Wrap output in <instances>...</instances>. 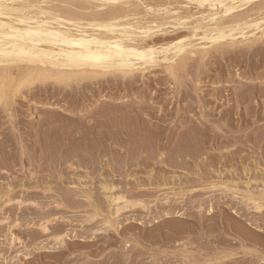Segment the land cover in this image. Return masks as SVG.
<instances>
[{
  "label": "bare ground",
  "instance_id": "bare-ground-1",
  "mask_svg": "<svg viewBox=\"0 0 264 264\" xmlns=\"http://www.w3.org/2000/svg\"><path fill=\"white\" fill-rule=\"evenodd\" d=\"M55 1L57 3H59L60 5L53 4ZM193 7H195V9H197V12H195V13L193 12V9H192ZM167 26H171L175 29H186L189 31V34L175 38V39H173L169 42H166V43L156 42V40H154V38L157 37V35L159 33H162ZM259 41L264 42V0H2V2H0V83H1V85H0V104L1 105L3 104L4 108H6L5 110L8 112L9 109H7V108L10 105H11V107L14 106V104L17 102V100L19 98H21L22 100L27 98V96L25 97V95L21 96V93H22L21 90L24 87H26L27 85H33V83L37 82V81L42 83L43 86L45 83H47L46 86L49 85L48 83H52V85H56V86L58 85L59 87L61 86L62 88L63 87L64 88H72L74 85L76 87L77 85L82 84L83 89H84L85 83L83 84L82 82H86V84L88 82H90L91 84L92 83L94 84V83H97V81H98L97 84L99 85L100 84L99 81H102V80L110 81V79H109V77H110V78H114L116 81H118V79H119L124 86H128V85L131 86V84L133 85V83L136 82V80H134L135 76L138 77V75H140V73H143L144 76H146L144 73L146 70H149L150 68H153V67L161 66L163 64L165 65L164 66L165 67L164 68L165 73L169 76L168 77L169 80L171 78L172 82L174 81L173 84L175 85V87H177V91H175L176 93L174 95H172L171 98H169L170 95L168 94L170 91L167 90L168 88L165 89L168 91V93L166 94L167 97L164 99L166 102L165 104H168V105L172 104L175 101V100H173V98H175L179 102H182V101L184 102V100H187L190 97L189 92L181 91V89L185 87V84L183 82V79H184L183 73L186 71V66L188 65V67H189L188 63L190 61H192V60L195 61L194 63H197V65H198V68H197L198 72L200 71L201 73L202 72L204 73L206 68L208 67V64H207L208 57L212 58L213 57L212 54H214V53H221V55L224 53L227 54V52L228 53L231 51L234 52L233 51L234 49H236L235 51H239L240 49L237 50V47L240 48L242 46L243 48L246 47L245 49L248 50V51L247 50L246 51L249 52V54L251 55V53H250L251 49L254 48L256 43ZM262 42H260L261 43L260 46L263 48ZM256 47H258V46H256ZM243 48H241V50H240L242 52V54H243V51H242ZM261 52L263 53L264 51L262 50ZM237 53H236V55H237ZM229 55H231V53ZM244 55H246V54H244ZM222 56L224 57V55H222ZM227 56H228V54H227ZM262 56H264V55H262ZM187 70H189V69H187ZM138 72H139V74H138ZM197 74H199V73H197ZM198 76H197V78H198ZM200 77L201 76H199L198 79L196 78L198 85H196L197 88L195 91L197 94H199V91L203 93V91L201 89L202 87L200 88L199 84H201V82H203L204 80L202 81V79ZM244 78H245V81L252 82V81L260 80L261 77L260 76H250V75H247V73H246V74H244ZM219 79L220 78L215 80L214 84L217 85L219 83H224V81H221ZM232 79H235V78H232ZM232 79L230 78L229 80H226L227 83L228 84L232 83ZM108 81H107V83H108ZM120 81L117 82V84L120 83ZM192 81H194V80H192ZM103 82L104 81H102V83ZM245 83H247V82H245ZM35 84L36 83H34V85ZM42 84H40V86ZM241 84H244V83H241ZM261 84H263V85H261ZM261 84L258 85L260 89H262L261 86L262 87L264 86L263 82ZM52 85L50 84V86H52ZM248 85L249 84H247V85L245 84L244 86H248ZM40 86L37 89H42L43 86L41 88H40ZM90 86H87L86 88H89ZM102 86H103V84H102ZM118 86H119V84H118ZM249 86H248V88H249ZM33 87H35V86H33ZM33 87H31V88H33ZM59 87H57V88H59ZM93 87H94V85H93ZM194 87H195V85H194ZM256 87L257 86L255 85L254 88H256ZM9 88H11L10 89L11 91H12V89H14L13 93L10 94ZM92 88H90V89H92ZM95 88L97 90V86H95ZM240 88L242 89V87H240ZM254 88H252L253 91H254ZM76 89H77V87L75 88V90ZM241 89H240V92H241ZM25 90H27V89H25ZM59 90H60V88H59ZM69 90H71V89H69ZM69 90H67V91H69ZM72 90H73V88H72ZM243 90H247L246 91L247 93L245 92V94H243V91L241 93L238 92V94H240V96L238 98V95H237L236 99L238 101L236 99H235L236 101L234 100L235 105H237L238 102H240L239 104H242V102H244V100L250 99V97L252 96L253 93L256 94L255 92L252 93L250 88H249V90L247 88H245ZM262 90H264V89H262ZM55 91H56V94H59L58 93L59 91L58 92H57V90H55ZM84 91L85 90H83V92ZM222 91H225V90H220L219 88L218 89L213 88L212 94H211V96H212L211 101L210 100L204 101V99H202V97L199 95L198 104L196 102V108L198 105L199 108H201V109L208 108L207 112H210L217 105V101L219 102V100L220 99L222 100V98L225 96L224 92H222ZM227 91L228 90H226V92ZM89 92H90V94L92 93V96H89V98L87 97L88 99L82 96L85 100L83 99L84 101L82 102V104L79 103L80 106L79 105L72 106L73 104L71 106H64V105L59 106V104H57V103L56 104L50 103L47 107L51 110L50 111L51 113L53 112L54 114L58 115V118H56L55 116H52V117L47 116V118H44L41 116L42 120H40V122H38V120H37L38 117H34V116H32L34 114H31V117H33V119L30 121L28 120L29 122H27V123L24 122V123H26V126H24L25 125L24 124L23 127L26 128V131L25 132L23 131V133H21L22 131H20L19 129H18V131H20L19 134L12 132L13 130L7 132L8 128H6V127L3 128L2 127V126H4L3 124L0 125V130H1L0 131V171L5 170L6 168L9 171L10 169H13L14 166H17V165H15V162H16L15 159L16 158H13L14 153L12 155H10L9 153H7L10 150L7 151L6 149H8L9 147H12V146L13 147L16 146L17 148H15V149L19 148L20 160H21V162H23L25 164L23 157L27 156V151L34 146H35V148H37V150L38 149H42V150L45 149L48 151V149L50 148L49 142L50 141L53 142L54 140H51L52 137L50 138V140H48L49 138L46 139L47 141H49V142L46 141L47 142L46 146L48 145V148H47V147H45L44 137L51 135L50 133H53V132H54V134H57V133H55V131L59 130L58 128H61V127H63L66 130V137L63 136V138L65 137V139L64 140L62 139V141H64V142H61L62 145L60 144V140L58 142L55 139V141H56L55 143L58 142V144H59L58 147H61V148H59V150L61 149V151H63L64 153H67L66 151H69V153L71 155L69 157L68 156L69 154H68L66 157V154L65 155L59 154V158L62 159L60 156H63V161H64L63 162L61 160L63 162V164H59V165L56 164L57 162L56 163L53 162L54 157H52L53 161H51V159L49 160L48 155H46L45 156V157H47L46 160L48 159L49 162L51 161V164L54 163L53 164L54 166H52V167H56L55 168L56 174L50 175L49 173H46L47 175H44L45 173L41 174L40 171H39L40 174H39V172L33 173V174L31 173L32 175L28 179V181H25L24 179L17 181V186H14L13 184H11V182L9 181L10 178L8 177V175H2L0 173V180L4 179V177H6L5 180H8V183L6 186L7 187L6 190L8 193L5 196L0 197V200H2V202L0 203V215H5V211L7 210V208L9 206L11 207V205L13 203L15 205L17 204L18 210L24 209L25 207H27L26 205L29 204L30 206L35 205V208L36 207L40 208V211L35 210V208H33L35 212L39 211L41 215H47V213L49 215L51 213L50 211L49 212L47 211L46 214H45V211H44V214L41 213V211L45 210L47 207L50 208L51 206L49 207V204L44 206L45 202H44V204H41L39 202L40 200H38V199L36 200V198H38L39 196H41V198H47V200H49L51 198V200H54L53 205L55 206V208H58V209H62V208L85 209L86 210L85 212L89 215L88 218H86V222L91 224L90 227L97 224V222H99V224H102L101 228H98L95 230H94L95 227L92 228L94 232L92 234L91 239H96L98 237L103 236L107 230L112 229V228L115 229L114 228L115 222L118 221L117 219L119 218V216L124 215V213L127 210L132 211L133 209L136 210L138 208H141L143 210H147L149 213L150 210H152L151 209L152 204H154L155 206L157 204H159L157 202L158 197L156 199H154L153 201L135 199L136 197L137 198L141 197L142 194L138 197L139 193L137 194V189L141 187V184H139L140 180H139L138 173H135L133 171L134 170L133 168L143 167V169H149V167H151L150 165H152L154 162H156V163L158 162L159 164H162V165L163 164L168 165V162L165 161L164 156L169 154V152L166 153L165 151L167 150L169 145H171L172 140L167 138L168 141L164 143V136L158 135L155 132L156 130L155 131L153 130L154 128H156L157 131H158V129H160V124L157 123L155 121V119H159V121H162L161 117L157 116V113L160 112V113H162V115L163 114L166 115L167 109H166L165 105L161 106L162 104L160 105L159 102L156 101L157 99L150 98V96H149L150 93L154 94L153 88H151V86L147 90H144L140 94H138L137 98L141 99V100H137L135 104H132L134 102V100H133V98H131L132 100L129 103L127 102L128 104H132V105L127 104L128 107L125 109V110H128V111H126L127 113H125L123 111L124 114H126V116H128V117H126L124 115L123 117H126L125 119H127L129 117H130V119H132L131 121L129 119H128V121L126 120V122H128L127 124H129V122H131L132 124L130 123L129 125H126V126L124 125V124H126V122L123 124L125 126V132H126L127 136H122V137H123V139L126 137L127 140H123L121 138V140L123 141L122 143H121V140L119 143H118L119 140L117 141V143H116V141L114 143L110 142L109 140L111 138L108 140L111 143L110 145H112V143L114 144L113 145V153L111 152V154H109L112 157L108 156V154H106V152H105V150H107V147L110 146V145H108L109 143H106L107 140H106V142L104 141L107 144L106 149L102 150L103 148L102 149L99 148L98 151H100V149H101V151L98 155L95 152V155L98 157V162H96V163L94 162V164L99 163L98 164L99 167H97L96 169H98V173L101 174L100 175L101 182L98 186L97 191L95 192V190L93 189L94 186L92 187V185H90V183L88 181V180H91V181L93 180L92 175L87 170V168H89L90 165L93 164V162L90 164L89 158L92 157L91 159H93V161H95L94 156H92V155H94L93 154L94 151L92 152L91 148H90L91 146H92V148H94L93 147L94 142L92 139L94 137H92V135L95 134L94 131H98L99 129L104 130V129H102V127H105L104 125L100 126L105 122H102V124L99 123L100 121L97 122L98 120H102L103 118H105L104 114H103V118L100 119L102 116L100 114L103 113L104 110H103V112H101V109L99 107L104 106L108 102H110L109 104H111L112 102L110 100H107L108 96L106 98V96H103L101 94V92H100V94H97L98 93L97 91H96L97 93L92 92V91H89ZM103 92H105V91H103ZM229 92H230V90H229ZM258 92H259V90H258ZM260 92H261V90H260ZM260 92L258 94H260ZM86 93H87V91H86ZM233 93H236V92H233ZM263 93H264V91L261 92V94H263ZM47 94H48V96H50L48 92H47ZM67 94L69 95V93H67ZM254 94H253V96H254ZM60 95H61V93H60ZM97 95L99 97L95 98V96H97ZM128 95L129 94L115 95L111 99L114 102L116 107H114L112 104L111 105L108 104V105L110 106V108H111V106H113L114 109L116 110L118 108L117 105H119V103L121 101H123V99L127 98ZM48 96H46V97H48ZM262 96L257 95L258 98H260ZM183 98H185V99L183 100ZM190 98H192V97H190ZM194 98L195 97H193L192 100ZM254 98H255V96H254ZM195 99L193 101L187 100V102H185V103L182 102V104H180L182 107V111L184 112L183 115H181L180 117L184 121L180 120L177 123L178 125H181V126L183 125L184 127H186L185 125L187 122L189 125V119L187 117L189 114L193 113L196 110L195 105H194ZM252 99H253V97H252ZM252 99L248 100V102L251 103L252 101H254ZM66 100L68 101L67 98H66ZM257 100L261 101L262 99L261 100L257 99ZM263 100H264V98H263ZM148 101H150V102H148ZM79 102H81V101H79ZM44 103H42L41 105L42 106L47 105V102H46V104H44ZM202 103H204V104H202ZM230 103H231V101H230ZM247 103H246V105H247ZM158 104L160 106H158ZM253 104H255V103H253ZM262 104H264V103H262ZM108 105L106 106L107 109H108ZM123 105L124 104H122V106ZM246 105H245V107H249ZM157 106L160 110H157L158 109ZM243 106H244V104H243ZM120 107L121 106H119V109H121ZM231 107H234V103L231 105ZM240 107H242V105ZM19 108H18V110H19ZM96 108H97V110L100 109L99 117H98L96 112H95L96 113L95 117H92V115H93L92 111L96 110ZM250 108H252V107H250ZM30 109H31V106H30ZM246 109H248V108H246ZM14 110H15V108H14ZM33 110L35 111V109H33ZM105 110H106V108H105ZM2 111H4V110H2ZM2 111H1V107H0V112H2ZM17 111H16V113L19 112V111L18 112ZM117 111H116V113H117ZM119 111H118V113L121 114V110H119ZM247 111L251 112L249 110H244V112H245L244 115L246 113H248ZM114 112L115 111H113V113ZM123 112H122V115H123ZM207 112L203 113L201 115V118H198V120H200L199 123L197 122L198 120L195 121V119L191 118L192 116H190V118L193 120L190 119L191 125H190V129H188V131H190V134H188L189 138L183 137L187 133L185 135H182V133H184V132H182V133L178 132V133H181L182 137L180 138L178 136L180 139L178 137L177 138L175 137L176 138L175 140L179 139L177 142H174V144L176 143L177 149H179V147L181 145L183 146L184 145L183 143H185L184 146H186L185 148L187 150V148H188L187 146L189 144L195 143L202 149V151H204L203 154H199V155L206 156L207 154H209V153H206V150L208 147L206 145H208L207 143H210V142H207V140H206L207 136L203 137L205 135L204 130L205 129L208 130L207 124L212 122L210 119L212 111H211V114H208ZM89 113H92V114H89ZM111 113L109 112V114H111ZM12 114H13V112H12ZM19 115H20V113H19ZM21 115H20V117H21ZM59 116L61 119L59 118ZM234 116L235 115L232 112H230L228 116L227 115L225 116V117H227L225 122L228 125H230ZM120 117L121 116H118L119 119H120ZM165 117H167V116H165ZM11 118L13 119L14 117L12 116ZM107 118L108 117H106L104 120H106ZM112 118H114V117H112ZM246 118H249V117L247 116ZM111 119H110V122L112 123L113 120H111ZM122 120L124 122V118ZM14 121H17V120H14ZM19 121L14 125L13 128H16V129L19 128L20 126L18 127V125H21V122L24 120H22L21 122H19ZM135 122H136V124H135ZM115 123H116V120H115ZM117 123H119V122H117ZM212 124H214V123H212ZM5 125H7V124H5ZM218 125H220V123H218ZM183 126H182V128L184 129ZM223 126H224V124H223ZM149 127H152L153 129L149 128ZM187 127H189V126H187ZM211 127H213V126H211ZM55 128H57V129L53 130ZM148 128L150 129V131L152 129V133H151L152 135H153V131L157 134V135L154 134L153 135L154 137H152V138L148 137L145 134V136H147L146 139L147 140L149 138L152 139L154 141V146L156 145L157 149L159 150V151L155 150L156 152H154L157 156L152 154V153H151L152 156L150 153L148 154V151H147L148 148L147 147L144 148L145 147L144 145L146 144L147 141H145V143H143L144 145L140 144L141 142L139 143V141L137 142L138 133L141 132L139 130L140 129L141 130L147 129L146 133L149 134L148 132H150V131H148ZM175 128H176V126H175ZM182 128H180L179 130H181ZM9 129H11V127ZM108 129H110V131H112L111 128H108ZM186 129L187 128H185V130ZM223 129H225V128L223 127ZM210 130H211V128H210ZM121 131L122 130H120L119 133L122 134L123 132H121ZM188 131H186V132H188ZM142 132H143V130H142ZM215 132H217V131H215ZM58 133H59V131H58ZM104 133H106V132H104ZM200 133H202L203 136ZM98 134H100V132H98ZM134 134H137V136ZM199 134H200V136H199ZM59 135H60V137L58 136V138L57 137H55V138H57V139L62 138L61 137V135H62L61 131H60ZM114 135H115V133H114ZM96 136H95V138H96ZM145 136L144 135L141 136L142 140H141V138H140V140L143 141V137H145ZM100 138H101V135H100ZM91 139H92L93 143L91 142V145H90ZM55 143H53V145ZM149 143H151V142H149V141L147 142L148 147H150V145L153 147V145L149 144ZM136 144L142 145L143 148H138L139 147L138 146L137 148L140 150V152H139L140 155L135 156V158H138V159H132L130 157V155H131L130 153H132L131 147H133V145H136ZM53 145H52V147H54ZM100 145H102V144H100ZM192 145H190V146L194 148L195 146H192ZM260 145H261V143H260ZM76 146H78V147L81 146L80 148H82L81 149L82 152L78 149H75ZM97 146H99V144ZM97 146H96L95 150L98 149ZM218 146L220 147L221 145H218ZM55 147L57 148V144ZM99 147H105V144H104V146L102 145ZM173 147H174V145L172 146L171 150L172 149L174 150ZM242 147H243V145H242ZM56 148H55V150H56ZM134 148H133L134 150H137L136 146ZM182 148L183 147H181L180 149H182ZM144 149H147L146 150L147 153L145 152ZM188 149H190V151H191L192 148H188ZM173 150H172V152H173ZM183 150H185V149H183ZM183 150L182 151L180 150L181 152L172 153V154H176L177 157L179 156L182 160L180 163H176V165L178 166V167H176L177 170L180 168V166H188L187 165L188 164L187 158L188 157L191 158L192 152H191V154H189L190 156H188V152H186V150L185 151H183ZM38 151H36V152L38 153ZM56 151H58V150H56ZM79 151L81 153H77ZM49 152H50V150H49ZM52 152H50V153H52ZM63 152H61V153H63ZM44 153L46 154L47 152H44ZM170 153H171V151H170ZM200 153H201V151H200ZM45 154H43V155H45ZM54 154H58V153L55 152ZM135 154H137V153H135ZM114 155H118L119 157L121 156L120 158H124V160L120 161L118 163V165H121L120 167L123 170L124 180H126V183H127L126 189L124 191L125 193L118 191V189H119V187H117L118 184L115 186L112 183V182H114V179H115L114 175L111 176V175L106 174L107 168L112 169L113 171L116 170L115 169L116 163H114V162H116L114 160L116 158V156H114ZM149 155L151 157H149ZM153 155L156 157L153 158ZM107 156H108V160H106ZM40 157H43V156H40ZM45 157L42 159L44 160ZM208 157H210V156H208ZM211 157L209 158V162L211 160ZM224 157H225L224 158V161H225L226 156H224ZM59 158L57 157L58 161L60 162ZM110 158H112V159L109 160ZM144 158H146V159L143 160ZM200 158L198 156L197 159H199V160H196V162L200 161ZM37 159L34 158V154H33V155L29 156V160L27 162H30V166H33V165L37 166L36 165L37 161H40L39 158H37ZM86 159H88L89 163H87ZM174 159H175V157H174ZM222 159L223 158H221V160ZM46 160H44V163H46ZM81 160L82 161L85 160L87 164L85 163V165H83ZM150 160L153 161L151 164H150ZM176 160H178V159H176ZM202 160H205V159L203 158ZM96 161H97V159H96ZM175 161L173 163H175ZM207 161H208V159H207ZM42 162H40V163H42ZM201 162H203V164L206 165V161H201ZM221 162H223V161H221ZM223 163H225V162H223ZM47 164H49V163H47ZM94 164H93V167L95 166ZM197 164H196V166H197ZM199 164H201L200 166L202 168V163H199ZM218 164H219V162H218ZM42 165H43V163H42ZM42 165L40 164V167ZM169 165H171V163ZM191 165H192V163H191ZM43 166L46 167L47 165L44 164ZM63 166H65V167H63ZM82 166H83V168L86 167V169H85L86 172L83 174H79L78 170ZM198 166H197V168H198ZM217 166H219V165H216V167ZM170 167H172V166H170ZM207 167H209V163H208ZM216 167H214V168L216 169ZM222 167H223V165H222ZM41 168H39V169H41ZM154 168H155V166H154ZM247 168H248V166L243 168L244 170L240 174V176L241 175L243 176L244 174H246V172L248 173ZM39 169H37V171ZM181 169H183V168L181 167ZM223 169H224V167H223ZM248 169H250V168H248ZM43 171H45V168ZM164 171H166V170L164 169ZM169 171H171V170H169ZM223 171H225V170H223ZM227 172L232 173V170L227 171ZM142 173H144V172H142ZM166 173H168V172H166ZM220 173L218 172V174H220ZM235 173H236V171H235ZM163 174H164V172H163ZM164 175H166V174H164ZM229 175L230 174H228V176ZM258 175H259V173H258ZM168 176H170V175H168ZM168 176H166V177H168ZM201 176H203L202 173H201ZM179 177H181V175ZM236 177H239V176H236ZM236 177L234 176V179ZM162 178L163 177H161V180H163ZM246 178H248V176ZM156 179L157 178L154 176V169L149 170L147 172L148 185H144V186H147V187L153 186V182ZM207 179H209V178H207ZM55 180H60V181H62V185L65 184V185H68L69 187L73 186V188L67 189L66 194H63V191L62 192L60 191V193H59V191H56L59 188L58 185H57L58 188L55 189V185H54ZM167 180H168L167 178H164L165 183H163L161 185V187L168 185L169 182L167 183ZM256 180L257 179H255V180L249 179L247 182H245L247 191L244 192L245 194H244V197L242 199H243V201L245 199V201L248 203L250 202L256 211L262 212L264 210V177H262V180H261L263 188H262V190H261L262 192H260V194L252 193L251 190H253V188L251 190H248L249 185L253 181H256ZM176 181H177V178H176ZM129 182H131V183L133 182V183L130 184ZM142 182H144V181H142ZM159 182H161V181H159ZM227 182H221L222 185L219 183H214L211 186L213 188H219V186H225V189H227L228 191H233L235 193V191H237L236 190L237 188H233V187L229 186V184ZM120 183H122V182H120ZM205 183H206V181H205ZM254 183H256V182H254ZM233 184L234 185H232V186L237 187V182H235ZM120 185L122 186V184H120ZM3 186L4 185L1 184V189L5 188ZM158 186L160 187V185H158ZM18 187L20 188L22 195H24L26 197L28 195H30V196H32V198H25L24 196H21V197L19 196L20 198H18L17 200H14V199L12 200L11 195H13V194H11V193L14 191V189H16ZM155 187L158 188L157 184L155 185ZM257 188H258V185L255 189H257ZM158 189H160V188H158ZM172 189H174V188H172ZM242 189L244 191V188H242ZM58 193H59V195H58ZM184 195H183V198H184ZM41 200L44 201V199H41ZM45 201H46V199H45ZM170 203H169V199L166 198V200L162 203V206H163L162 210L160 209V212L158 214L155 213V215H159L158 217H156V220L158 218H164L166 216H185V215H188V214H185L183 211L168 209L166 206L171 207ZM13 207H15V206H13ZM31 208H27V209H31ZM212 208L213 207L210 208L209 212H211ZM49 210H51V209H49ZM152 212H150V213H152ZM57 213H58V211H57ZM51 214L53 215V213H51ZM103 215H108V217H107L108 219L102 218L101 220H99V218ZM152 215H154V214H152ZM44 217H46V216H44ZM43 219L44 218H42V220ZM55 219L57 220L58 218H55ZM135 219H137V218H135ZM34 220H36V219H34ZM52 220H54V219L49 218L48 220H45L44 224H43V222H42V224H39V226L43 230V232L49 231L47 223H50V221H52ZM18 225H20V224H18ZM103 227H105V228H103ZM236 228L238 229V233L241 236L245 237V235H246L248 238L250 237V235L248 236L247 231L244 232L243 227H236ZM53 230H55V229H53ZM9 232L11 233L10 230H9ZM244 233H245V235H244ZM55 234H56V231H55ZM57 234L58 235L53 236L52 238L54 239V242H57L56 246L58 245L60 247H63V245L65 243L66 236L64 237L62 234L61 235H59V233H57ZM51 235H53V233ZM75 236L86 238L85 236L78 235V234H75ZM10 237H11V238H9L10 241H8L10 243L8 245L11 248L15 245V242L20 240V239L17 238L16 236L14 237L13 233H11ZM241 250H243V249H241ZM228 255L229 254H227V256ZM225 257H226V254H225ZM229 257H230V255H229ZM224 259H226V258H224ZM261 259H263V258H261ZM208 262H209V260H208ZM219 262H221V261H219Z\"/></svg>",
  "mask_w": 264,
  "mask_h": 264
},
{
  "label": "rangeland",
  "instance_id": "rangeland-1",
  "mask_svg": "<svg viewBox=\"0 0 264 264\" xmlns=\"http://www.w3.org/2000/svg\"><path fill=\"white\" fill-rule=\"evenodd\" d=\"M53 4L60 5L56 1ZM192 9H193L194 13L197 12V9H195V7H193ZM187 34H189V31L186 29H175L171 26H167L162 33H159L157 35V37L154 38V40H156V42H158V43H166V42H169L175 38L185 36ZM260 42H262V41L257 42L256 45L254 46V48H252L253 50L251 49V51H250L251 55L249 54V52H247L248 50L245 49L246 47L243 48L242 46L240 48L237 47V50H239V49L241 50V48H243V50H242L243 54L240 50H239L240 52L235 51L236 49L233 50L234 52H232V51L229 53L227 52L228 56L226 53L222 54V55H224L225 58L221 55V53L212 54V56H213L212 58L208 57V60H207L208 67L206 68V70L204 72L205 74L203 72L201 73L200 71L198 72V69H197L198 65H197V63H194L195 61L192 60L188 63L189 67L187 65L186 71L183 73L184 74L183 82L185 84V87L182 88L181 91H184V92L187 91L190 93V97L196 98V99L194 98L195 99V101H194L195 108H196V102L198 104L199 95L202 97V99H204V101L205 100L206 101L212 100L211 94H212L213 88H216V89L219 88L220 90H225V91H222V92H224L225 96L222 98V100L220 99L219 102L217 101V105L215 106V108H213V110H211L212 114H211V111L207 112L208 108L201 109L197 105L196 110L193 113L189 114L187 117L189 119V125H188V122L185 125L186 127H184L182 125L184 127V129L182 128L181 125L177 124L180 120H183L180 117L184 113L182 111V107L180 105V104H182L183 101L179 102L178 100L173 98V100H175L172 103L173 105L172 104H170V105L165 104L166 102L164 99L167 97L166 96V94L168 93L167 90L170 91L168 94L170 95L169 98H171L172 95H174L176 93L175 91H177V87H175V85L173 84L174 81L172 82L171 78L169 80V78H168L169 76L165 73V69H164L165 65L164 64L161 66L153 67V68H150L149 70H146L144 72L146 76H144L143 73H140V75H138V77L135 76L134 80H136V82L133 81L135 84L133 83V85L131 84V86L128 85L129 87L124 86L119 79H118V81H116L114 78H110V77H109V79L111 82L108 80H102L104 82L102 83V81H99L100 84L98 85L97 84L98 81H97V83H94V84L92 83L94 85V87L88 81H87L88 82L87 84H86V82H82L83 84L85 83V86L86 85L87 86L91 85V86L89 88H86L87 86L86 87L84 86V89H83L82 84L77 85L76 90H75V88H76L75 85L72 87L73 88V90H72V88H64V87H63L64 88L63 89L61 86L59 87L58 85L57 86L52 85V83H48L49 87L46 86L47 83H45L43 86L42 83L37 81V82H34V83H36L35 85H34V83H33V85H27L26 87L23 88L24 90L23 89L21 90V92H22L21 96L25 95V97L27 96V98L23 99V100L21 98H19L17 100L18 103L16 102L14 104V106H12L13 108L11 107V105L7 108V109H9L8 112L5 110L6 108H4V105L0 104L1 105L0 106L1 111L4 110V111L0 112V115H1L0 116V123H1L0 125L3 124L4 125V126H2L3 128H5V127L8 128L7 132L13 130L12 132L19 134L20 131H22L21 133H23V131L24 132L26 131V128L23 127V125L25 124L24 126H26V123L33 119V117H31V114H34V115H32L34 117H38L37 118L38 122H40V120H42V117L47 118V116L48 117L55 116L56 118H58V115L54 114L53 112L51 113L50 112L51 110L47 107L50 103L51 104L57 103V104H59V106H61V105L71 106L72 104H73L72 106L79 105V103L82 104V102L85 100L83 97L89 98V96H92V93L90 94L89 91H92V92L97 91L98 92V93L96 92L97 94H100V92H101V94L103 96H106V98L108 96L107 100H110L112 102L111 104L114 107H116L111 98H113L115 95H119V94H129L127 96V98L123 99V101H121L119 103V105L116 104L118 106V108L116 110L114 109L113 106H111V108H110L109 105H111V104H109L110 102H108L104 105L105 107L104 106L99 107L101 109V112H103V110H104L103 113L100 114V109H98L99 110L98 111L97 108H96V110L92 111L93 115H94V116L92 115V117H95L96 113H97L98 117H99V114L102 115L100 119L103 118V114H104L105 118L108 117L106 120H104L105 118H103L102 120L97 121V122L100 121L99 122L100 124H102V122H105L102 125H100V126H103V125L105 126V127H102V129H104V130L99 129L98 131H94L95 134L92 135V137H94V138H92L94 143L92 142V139L90 140V145L92 142L93 147H94V148H92V146H91L90 148H91L92 152L94 151L93 152L94 155H92V156H94L95 161H93V159H91L92 157L89 158V161H90V164L92 162L94 164V162L95 163L98 162V157L95 155V152L98 155L102 148H103L102 150L106 149V145H107L106 143H109L108 145H110L111 144L110 142L114 143L116 141V143H117L118 140H119L118 141V143H119L121 138L123 139L122 136H127L126 132H125V126L129 125L131 122H129V124H127L128 122H126V120L128 121V119H129L131 121L132 119H130V117L125 119L126 117H128V116H126V114H124V112L127 113L126 111H128L125 109L128 107V105L135 104L137 100H141V99L137 98L138 94H140L144 90H147L151 86V88H153L154 94H151L149 92L150 98L157 99L156 101H158L160 105L162 104L161 106L165 105V107L167 109V114L162 115V113H160V112L157 113V116H160L161 120H162V121H159V119H155V121L160 124V129H158V131L156 128H154V129L152 127H149V128H152L154 131L156 130L155 132L158 135L164 136V143L168 141L167 138L172 140L171 145H169V147L167 148L166 151L164 150L166 153L169 152V154L164 156L165 161L168 162V165L167 164L162 165V164H159L158 162H157L158 163L157 164L156 162H154L152 165H150L151 167H149V169H143V167H141V168L135 167V168H133L134 170L132 169L135 173H138L139 180H140L139 184H141V187L138 188L139 190L137 189V194L139 193L138 197L141 194L143 195V196L141 195V197H139V198L136 197L135 199L153 201L154 199H156L158 197L157 202L159 204H157L156 206L154 204L151 205L152 210H150V212L153 211L152 213H150V212L148 213L147 210H143L141 208H138L136 210L133 209L132 211L127 210L124 213V215L119 216V218L117 219L118 221L115 222V227H114L115 229H113V228L109 229L104 233L103 236L98 237L96 239H91L92 234L94 232L92 228L95 227L94 230L101 228L102 224H99V222H97V224L90 227L91 224L86 222V218H88L89 215L85 212L86 211L85 209H74V208H72V209H66V208L58 209V208H55V206L53 205L54 200H51V198H50L49 199L50 201H49V200H47V198H41V196H39L38 198H36V200L37 199L40 200L39 202L41 204H44V202H45L44 206L47 204H49V207L51 206L50 208L47 207L45 210H42L41 213L44 214V211H45V214L47 213V211L48 212L50 211L51 213H53V215L51 213H50L51 215L50 214L48 215V213H47V215H41L39 212L40 208L39 207L35 208V205L30 206L28 204V205H26L27 207H25L26 209L24 208L25 210L24 209L18 210L17 204L15 205L13 203L14 205L12 204L11 207L9 206L7 208V210L5 211V215H0V264H198V263L199 264L200 263L201 264H263L264 263V210L262 212H258L253 208V206L250 202L248 203L245 201V199H244V201L242 199L244 197V194H245L244 192L247 191L245 182H247L249 179H251V180L257 179L256 181H253L249 185L250 189L248 188V190H251L253 188V190H251L252 193L260 194V192H262L261 190L263 188L261 180H262V177H264V133H263L264 132V113H263L264 112V104H262V103H264V100H263L264 93L261 94V92L264 91V90H262V89H264L263 88L264 86L263 87L261 86L262 89H260L258 85H260L262 82L264 83V56H262V55H264V52L263 53L261 52L262 50L264 51V42H262L263 48L260 46L261 45ZM256 46H258V47H256ZM230 53H231V55H229ZM236 53H237V55H236ZM244 54H246V55H244ZM187 69H189L190 71ZM197 73H199V74H197ZM246 73H247V75L260 76L261 78H260V80L252 81V82L245 81L244 74H246ZM138 74H139V72H138ZM196 75L201 76L200 78L202 79V81L204 80L203 82H201V84H199V87L200 88L202 87L201 89H202L203 93L199 91V94H197L195 91L197 88L196 85H198V82L196 80V78H197ZM199 76H198V78H199ZM218 78H220L219 80L224 81V83H219L217 85L214 84L215 80H217ZM228 78L229 79L235 78V79H232V83L228 84L226 81V80H229ZM192 80H194V81H192ZM107 81H108V83H107ZM119 81H120V83H118V84L120 87L117 84V82H119ZM245 82H247V83H245ZM241 83H244V84H241ZM40 84H42V85L40 86ZM50 84L52 86H50ZM102 84H103V86H102ZM245 84L246 85L249 84L250 86L249 85L248 86H249L250 90L252 91V93L253 92L256 93V94L253 93L255 98H254L253 94L250 97V99H252V97H253L252 100H254V101L251 100L252 102L249 103L248 100H250V99H248V100H244V102H242V104H239L240 102H238V104L236 103L237 105H235V101L237 100L236 99L237 95H238V98L240 96V94H238V92L241 93L243 91V94H245V92L247 90H243V89L247 88L249 90L248 86H244ZM0 85H1V83H0ZM194 85H195V87H194ZM255 85L257 86L256 88H254ZM261 85H263V84H261ZM33 86H35V87H33ZM39 86H40V88L43 86L42 89H37V88H39ZM95 86H97V90H96ZM31 87H33V88H31ZM57 87H59L60 90ZM238 87L239 88L242 87V89L240 88L241 92H240V89ZM49 88L50 89L52 88V89L50 90ZM90 88H92V89H90ZM252 88H254V91L252 90ZM10 89L11 88H9V92L11 94V93H13L14 89H12V91ZM25 89H27V90H25ZM54 89L57 90V92L59 91L58 92L59 94H56V91ZM69 89H71L72 91ZM82 89L85 91L83 92ZM165 89H167V90H165ZM67 90H69V91H67ZM226 90H228V91L226 92ZM229 90H230V92H229ZM258 90H259V92L261 90L260 94H258L259 93ZM86 91H87V93H86ZM103 91H105V92H103ZM47 92L49 93L50 96H48ZM66 92L69 93V95ZM233 92H236V93H233ZM60 93H61V95H60ZM257 95L258 96L263 95V96L258 98ZM46 96H48V97H46ZM98 97H99L98 95L95 96V98H98ZM190 97L187 100L193 101L194 99L192 100V98H190ZM66 98L68 99L69 102L66 100ZM131 98H133L134 102L132 104H128L132 100ZM184 99L185 98H183V100ZM257 99H260V100L262 99V100L259 101ZM187 100H184L183 103L187 102ZM229 100L231 101V103ZM79 101H81V102H79ZM46 102H47V105H45V106L41 105L42 103L46 104ZM148 102H150V101H148ZM233 103H234V107H231V105ZM246 103H247V105H246ZM253 103H255L256 105ZM122 104H124V105L122 106ZM159 104H158V106H160ZM202 104H204V103H202ZM243 104H244V106H243ZM107 105H108V109L106 107ZM241 105H242V107H240ZM245 105L249 106V107H245ZM30 106H31V109H30ZM119 106H121L120 107L121 109H119ZM158 106H157V108H158ZM250 107H252V108H250ZM14 108H15V110H14ZM18 108H19V110L20 109L21 110L19 111ZM105 108H106V110H105ZM246 108H248V109H246ZM33 109H35V111ZM107 110L110 113L111 112L112 113L109 114V112ZM117 110L118 111L121 110V114L118 113ZM157 110H160V109L158 108ZM244 110L251 111V112L247 111L250 115L248 113H246L244 115V113H245ZM16 111L18 113H16ZM113 111H115V112L113 113ZM116 111L118 114L116 113ZM12 112H13V114H12ZM122 112H123V115H122ZM206 112L208 114H211L210 119L212 122L207 124L208 130L207 129L204 130L205 135L203 136V134H202L203 132L200 134L203 137L207 136L206 140H207V142H210V143H207L208 145H206V146H208L206 153H209V154H207L206 156L199 155V154H203L204 151H202V149L195 143H191L187 146L188 148H192L191 151L188 148H187L188 151L186 150V148H185L186 146H184L185 143H183L184 145L183 146L181 145L179 147V149H177L176 143L174 144V142H177L182 137L181 136L182 132H184V133H182V135H185L187 133L186 134L187 136L186 135L183 136L184 138H186V137L189 138L188 134H190V131H188V129H190V125H191L190 122H191V120H193L191 118H194L196 121V120H198V118H201V115L203 113H206ZM230 112H232L235 116L233 117L231 124L228 125L225 122L226 118H227L225 116L226 115L228 116ZM19 113H20V115L22 114L21 117H20ZM89 114H92V113H89ZM114 115L117 118H118V116H121V117H120V119L119 118L117 119ZM124 115L126 117H123ZM12 116L14 117L13 119L11 118ZM165 116H167V117H165ZM190 116H192V117L190 118ZM247 116L249 118H246ZM112 117H114V118H112ZM122 117L124 118V122L122 120L123 119ZM59 118H60V116H59ZM110 119L113 120L112 123L110 122ZM14 120H17V121H14ZM22 120H24V121H22ZM115 120H116V123H115ZM18 121L19 122L22 121L21 125H18V127L20 126L21 128L20 127L17 129L13 128L14 125ZM199 121L200 120H198L197 122L199 123ZM24 122H26V123H24ZM117 122H119V123H117ZM125 122H126V124H124ZM212 123H214V124H212ZM218 123H220V125H218ZM5 124H7V125H5ZM135 124H136V122H135ZM223 124H224V126H223ZM175 126H176V128H175ZM187 126H189V127H187ZM211 126H213V127H211ZM10 127H11V129H9ZM223 127L225 129H223ZM61 128H58L59 130L55 131V133H57L58 135L54 134V132H53V133H50L51 135L44 137L45 147H47V148H48V145L46 146V143L49 141H47L46 139L49 138L48 140H50V138L52 137L51 140H54L53 142L50 141L52 144L49 142L50 148L48 149V151L45 149L44 150L38 149L39 150L38 151L37 148H35V146L30 148L27 151V156L23 157L25 164L23 162H21V160H20L19 148L15 149L17 147L12 146V147H9L8 149H6L7 151H9V150L11 151V152L6 151L10 155H12L14 153L15 156L13 155V158H16L15 159V161H16L15 165H17V166H14L13 169H10L11 171L10 170L8 171L7 168L6 169L4 168L5 170L0 171V173L2 175H8V177L10 178L9 181L14 186H17V181H20L22 179H24L25 181H28V179L31 177V175L33 173H38L39 171L41 172V174L45 173L44 175H47L46 173H49L50 175L56 174L55 173L56 167H52V166H54L53 165L54 163L51 164V161L54 160L53 162H55V163L57 162L56 164L59 165V164H63V162H64L63 156H60L62 158V159H60L59 154H62V155L66 154V157L68 154H69L68 155L69 157L71 156L69 151H66L67 153H64L63 151H61V149L59 150V148H61V147H58L59 146V144H58L59 140H60V144L62 145L61 142H64V141H62V139L64 140L66 137V130L63 127H61ZM108 128H111L112 131H110V129H108ZM149 128H148V131H150ZM180 128H182L183 130L182 129L179 130ZM185 128H187V129L185 130ZM210 128H211V130H210ZM18 129L20 131H18ZM56 129L57 128H55L53 130H56ZM119 129L122 130L121 131V132H123L122 134L119 133L120 132ZM152 129L150 132H148L150 135L146 133L147 129L146 130L142 129L143 132L140 129L139 131H141V132L138 131L139 132L138 133L139 139L137 138V142L138 141H139V143L141 142L140 144H142V145H144L143 143H145V141L151 142L149 144H152L153 147L151 145H150V147H148V144L146 142V144L144 145L145 146L144 148L147 147L148 150L147 149H144V150L146 153L148 151V154L152 153V154L156 155L154 153V152H156L155 150H157V151H159V150L157 149L156 145L154 146V141L150 138H149L150 140L146 139L147 136L152 138V137H154L153 136L154 134L157 135L154 131H153V135L151 134ZM214 130L217 132H215ZM58 131H59V133L61 131V134H62L61 139H57L58 136L60 137ZM186 131H188V132H186ZM98 132H100V134H98ZM104 132H106V133H104ZM178 132H181V133H178ZM114 133H115V135H114ZM145 134L147 136H145ZM200 134H199V136H200ZM100 135H101V138H100ZM134 135L137 136V134H134ZM143 135L145 137H143V141H141L142 140L141 136H143ZM63 136H65V137L63 138ZM95 136H96V138H95ZM55 137H57V138H55ZM175 137L176 138L178 137L179 139L175 140L176 139ZM140 138H141V140H140ZM55 139H56V141H58L57 143H55L56 142ZM106 140H107V142H106ZM123 140H127L126 137ZM122 142L123 141L121 140V143ZM53 143H55V144L53 145ZM103 143L105 144V147H99L102 145L104 146ZM113 143H112V145L107 147V150H105L106 154H108V156H110V157H112V156L109 154H111V152L113 153V145H114ZM260 143H261V145H260ZM56 144H57V148L55 147ZM98 144H99V146H97ZM100 144H102V145H100ZM140 144L139 145L136 144V145H133V147H131L132 153H130L131 154L130 157L132 159H138V158H135V156L140 155V153H139L140 150L138 148H143V146ZM52 145L59 152L56 151L55 148L52 147ZM173 145H174V147H173L174 150L172 149L173 150V152H172L171 148ZM190 145L195 146V147L193 148ZM218 145H221L222 147L221 146L219 147ZM242 145H243V147H242ZM96 146L98 147L97 150H95ZM135 146H136V148L139 146L137 148L138 151L134 150ZM80 147L81 146H79V147L76 146L75 149H78L81 151L82 148H80ZM181 147H183V148L180 149ZM99 148H101L100 151H98ZM183 149H185L186 152H188V156H190L189 154H191V152H192L191 158H189L187 156L188 157L187 158V163H188L187 165L188 166H180V168L177 170L176 167H178V166L176 165V163H180L182 160L179 156L177 157L176 154H172V153L181 152ZM49 150H50V152H52V151L53 152L50 153ZM185 150H183V151H185ZM36 151H38V153ZM43 151L47 152V153L45 154ZM54 151L58 154H54L55 153ZM60 151L63 153H61ZM80 151L77 153L82 152V151L81 152ZM170 151H171V153H170ZM200 151H201V153H200ZM135 153H137V154H135ZM33 154H34V158H36V159L39 158V160H40V161H37V163H36V165L38 167L35 165L30 166V162H27L29 160V156L33 155ZM43 154H45V155H43ZM152 154H151V156H152ZM222 154L224 156H226L225 161H224L225 157ZM46 155H48L49 160L51 159L50 162L48 159L46 160V158H47V157H45ZM154 155H153V158H155L157 156V155L156 156H154ZM40 156H43V157H40ZM56 156L60 159L61 163L58 161ZM108 156H107L106 160H108ZM114 156H116V158H117V159L116 158L114 159L116 161V162H114V163H116V168H115L116 170L113 171L112 169L107 168L106 174L111 175V176L114 175L115 179H114V182H112V183L115 186L118 184L119 185V186L117 185V187H119L118 191L125 193L124 191L126 189L127 183H126V180H124L123 170L120 167L121 165H118V163L120 161L124 160V158H120L121 156L119 157L118 155H114ZM151 156L149 155V157H151ZM198 156H199V158L200 157L201 158H200V161L196 162V160H199V159H197ZM208 156H210V157L212 156L210 162H209L210 157H208ZM44 157H45L44 160H46V163H44V160L42 159ZM52 157H54V158L56 157V158L55 159L53 158V160H52ZM174 157H175V159H174ZM203 158L205 160H202ZM221 158H223V159L221 160ZM96 159H97V161H96ZM111 159L112 158H110L109 160H111ZM145 159L146 158H144L143 160H145ZM176 159H178V160H176ZM207 159H208V161H207ZM219 159L225 163L221 162ZM84 161H82L83 165H85L86 161H87V163H89L88 159H86L85 162ZM174 161H175V163H173ZM201 161H206V165H204L203 162H201ZM40 162H42L43 165L44 164L47 165L48 167L43 166L42 163H40ZM152 162L153 161L150 160V164ZM190 162L192 163V165ZM218 162H219V164H218ZM47 163H49V164H47ZM170 163H171V165H169ZM199 163H202V168L204 167L203 169L201 168V166H200L201 164H199ZM208 163H209L210 168L207 167ZM40 164L43 166V167L41 166L42 168L40 167ZM93 164H91L92 166L90 165V167L87 168L88 172L91 173L92 179H93L92 181L91 180H88V181H89L90 185H92V187L94 186L93 189L96 192L98 189V186L101 182V177H100L101 174L98 173V169H96L97 167H99L98 166L99 163L94 164L95 168L93 167ZM196 164H197V166L199 165L198 168H197ZM153 165L155 166V168ZM216 165H219V166L216 167ZM222 165H223L224 169H223ZM246 165L248 166V168H250V169L247 168L248 173L245 171L246 174L243 175L244 177L242 175L240 176V174L244 170L243 168L247 167ZM170 166H172V167H170ZM213 166L216 167V169ZM63 167H65V166H63ZM181 167L183 169L184 168L185 169L183 170V169H181ZM39 168H41V169H39ZM44 168H45V171H43ZM37 169H39V170L37 171ZM85 169H86V167H84V168H83V166L80 167L78 170V173L79 174L85 173L86 172ZM151 169H154V176L157 178L156 179L157 181L155 180L153 182L154 187L153 186L147 187L144 185H148L147 172ZM164 169L166 171H164ZM169 170H171V171H169ZM223 170H225V171H223ZM231 170H232L233 174L227 172V171H231ZM235 171H236V173H235ZM40 172H39V174H40ZM142 172H144V173H142ZM163 172L166 175H164ZM166 172H168L169 174ZM218 172L219 173L221 172V173L218 174ZM201 173L203 176H201ZM258 173H259V175H258ZM228 174H230V175L228 176ZM168 175H170V176H168ZM180 175H181V177H179ZM166 176H168V177H166ZM234 176L235 177L239 176V177H236L234 179ZM247 176H248V178H246ZM161 177H163L162 178L163 180H161ZM5 178L6 177H4V179L0 180V197L5 196L8 193L6 190L8 180H5ZM164 178H167L168 179L167 183L168 182L169 183L167 186L161 187V185L163 183H165ZM176 178H177V181H176ZM207 178H209V179H207ZM158 180L161 182H159ZM142 181H144V182H142ZM205 181H206V183H205ZM120 182H122V183H120ZM221 182H227L229 184V186H231L233 188H237L236 189L237 191H235V193L233 191H228L227 189H225V186H219V188H213L211 186L214 183L221 184ZM235 182H237V187L232 186V185H234L233 183H235ZM254 182H256V183H254ZM54 183L53 184L55 185V189H57L59 187L58 190H56V191H59V193H60V191L61 192L63 191V194H66L67 189L73 188V186L69 187L68 185H65V184L62 185V181H60V180H55ZM129 183L132 184L133 182L132 183L129 182ZM1 184L4 185L3 186V187H5L4 189H1ZM120 184H122V186ZM156 184H157V187L160 189L155 187ZM57 185H58V187H57ZM158 185H160V187ZM257 185H258V188L255 189L257 187ZM172 188H174V189H172ZM242 188H244V191ZM59 193H58V195H59ZM11 194H13V195H11L12 200L13 199L17 200L21 196H24L21 194L19 187L14 189V191ZM183 195H184V198H183ZM24 197L25 198H32V196H30V195H28L27 197L26 196H24ZM166 198L169 199V203L171 202L170 203L171 207L166 206L168 209L183 211L185 214H188V215H185V216H166L164 218H158L156 220V217H158L159 215H155V213L158 214L160 212V209L162 210V207H163L162 203L166 200ZM41 199H44V201H42ZM45 199H46V201H45ZM1 202H2V200H0V203ZM13 206H15V207H13ZM211 207H213V208L211 209V212H209ZM27 208H31V209H27ZM33 208H35V210H39V211L35 212ZM49 209H51V210L53 209V210L51 211ZM57 211H58V213H57ZM152 214H154V215H152ZM44 216H46V217H44ZM107 217H108V215H103L99 218V220H101L102 218H107ZM42 218H44V219L42 220ZM49 218L54 219V220L50 221V223H47L49 231L43 232V230L40 228L39 224H42V222L44 224L45 220H48ZM55 218H58V219L56 220ZM135 218H137V219H135ZM34 219H36V220H34ZM18 224H20V225H18ZM236 227H243L244 232L247 231L248 236L250 235V237L248 238L245 235V233H244L245 237L241 236L238 233V229ZM103 228H105V227H103ZM53 229H55V230H53ZM9 230L11 231V233H13L14 237L16 236L17 238L20 239V240L16 241L15 245L11 248L8 245L10 243V242H8V241H10L9 238H11L10 237L11 233L9 232ZM55 231H56V234H55ZM52 233H53V235H51ZM57 233H59V235L62 234L64 237L66 236L65 243H64L63 247H60L58 245L56 246L57 242H54V239L52 238L53 236L58 235ZM75 234L85 236L86 238L75 236ZM241 249H243V250H241ZM225 254H226V257H225ZM227 254H229L230 257H229V255L227 256ZM224 258H226V259H224ZM261 258H263V259H261ZM208 260H209V262H208ZM219 261H221V262H219Z\"/></svg>",
  "mask_w": 264,
  "mask_h": 264
},
{
  "label": "snow or ice",
  "instance_id": "snow-or-ice-1",
  "mask_svg": "<svg viewBox=\"0 0 264 264\" xmlns=\"http://www.w3.org/2000/svg\"><path fill=\"white\" fill-rule=\"evenodd\" d=\"M0 2H2V0H0Z\"/></svg>",
  "mask_w": 264,
  "mask_h": 264
}]
</instances>
